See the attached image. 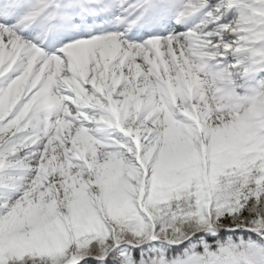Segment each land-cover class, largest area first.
Returning <instances> with one entry per match:
<instances>
[{"label":"snow or ice","instance_id":"6c2138e0","mask_svg":"<svg viewBox=\"0 0 264 264\" xmlns=\"http://www.w3.org/2000/svg\"><path fill=\"white\" fill-rule=\"evenodd\" d=\"M0 264H264V0H0Z\"/></svg>","mask_w":264,"mask_h":264}]
</instances>
